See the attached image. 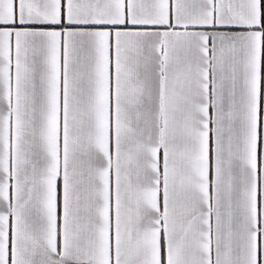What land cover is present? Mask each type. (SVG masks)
<instances>
[{
    "label": "snow or ice",
    "instance_id": "6c2138e0",
    "mask_svg": "<svg viewBox=\"0 0 264 264\" xmlns=\"http://www.w3.org/2000/svg\"><path fill=\"white\" fill-rule=\"evenodd\" d=\"M0 264H264V0H0Z\"/></svg>",
    "mask_w": 264,
    "mask_h": 264
}]
</instances>
